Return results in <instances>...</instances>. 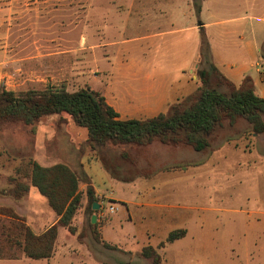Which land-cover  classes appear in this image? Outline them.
<instances>
[{
	"label": "rangeland",
	"instance_id": "374dc122",
	"mask_svg": "<svg viewBox=\"0 0 264 264\" xmlns=\"http://www.w3.org/2000/svg\"><path fill=\"white\" fill-rule=\"evenodd\" d=\"M202 8L200 15L194 0H0V89L20 92L51 87L74 92L89 88L106 99L111 93L113 102L114 92H138L127 71L146 64L151 35L187 29L192 23L214 24V17L224 21L245 17L247 34L256 28L258 42L264 43L260 21L264 0H203ZM9 27L11 41L6 47L3 34ZM223 27H213L211 35ZM200 33L208 40L204 29ZM200 62L199 54L197 68L188 74L198 87ZM220 90L228 92L227 87ZM197 92L176 104L190 105ZM120 109L135 119L151 117L131 114L126 106ZM210 142L204 152L158 141L141 147L94 149L87 130L76 126L67 114L45 117L30 126L0 123V207L12 208L19 216L27 214V220L23 218L34 227L50 223L55 216L35 189L22 200L2 194L24 162L64 163L86 174L95 167L103 175L110 173L111 179V184L100 179L96 184L103 209L92 214L84 197L73 221L76 234L61 228L51 260L33 261L19 252L18 260L2 259L0 264H151L141 253L149 245L157 249L162 264H264V134L255 135L245 120L233 127L225 122ZM149 179L170 184L162 210L171 221L161 227L154 215L160 209L129 205L128 214L114 203L119 195L138 201L137 189L128 192L132 185L123 182ZM87 186L81 185L82 193ZM110 203L118 207L115 213L108 212ZM8 219L0 216V227L13 222ZM178 229L187 235L160 249V242ZM103 242L116 249L106 248Z\"/></svg>",
	"mask_w": 264,
	"mask_h": 264
},
{
	"label": "trees",
	"instance_id": "16d2710c",
	"mask_svg": "<svg viewBox=\"0 0 264 264\" xmlns=\"http://www.w3.org/2000/svg\"><path fill=\"white\" fill-rule=\"evenodd\" d=\"M202 1L194 0L198 13ZM200 55L202 67L197 71L200 87L194 101L188 106L176 104L167 113L149 119L124 120L104 96L89 88L74 92L51 87L20 92L1 88L0 123L30 126L45 117L67 114L76 126L87 130L88 143L94 149L107 146L141 147L158 141L169 146L183 144L196 152H204L210 148V138L217 128L225 122L233 127L239 120L248 122L255 135L264 134V99L256 94L252 81L247 78L238 88L227 80L210 61V45L205 35ZM260 57L264 67V45ZM222 87H227L228 92L221 91ZM9 182L11 187L4 189L2 194L19 200L35 189L59 219L44 233L36 235L14 209L0 207V216L13 221L7 227H0V260H18L20 254L33 261L51 260L55 255L59 228L76 234L73 221L82 208L84 197L88 200L89 211L92 214L98 212L93 211V205L98 203L100 197L90 185L88 175L64 163L43 166L37 161L28 160L15 170V176H11ZM84 182L88 186L86 192L82 193L81 185ZM186 234L184 229L172 231L159 244V248H165ZM97 240L100 241L99 235ZM103 243L106 248L116 249L107 242ZM141 253L151 260V264H162V257L154 247L146 246Z\"/></svg>",
	"mask_w": 264,
	"mask_h": 264
},
{
	"label": "crops",
	"instance_id": "0c3cea01",
	"mask_svg": "<svg viewBox=\"0 0 264 264\" xmlns=\"http://www.w3.org/2000/svg\"><path fill=\"white\" fill-rule=\"evenodd\" d=\"M201 10H203V8ZM2 11L4 13L5 9L2 8ZM8 11L11 12V7L8 8ZM201 14L202 12L200 15ZM214 18V24L206 22L205 24L202 22H199L198 24L192 23L189 28L179 30L180 32L171 29L168 32L160 33V35H151L150 38L147 39L148 41H153L155 39L163 38V44L150 41V43H148L149 47L146 64L138 65L136 68L127 71L130 81L133 85L136 84L135 86H137L136 88H138V92L131 93L130 95L122 92H119V94L114 92L116 98L114 97L115 100H113V102L110 101V98L113 99L112 94L110 93L107 95V103L115 109L121 119H135L136 117H133L131 114H148L151 115L150 118H152L159 114L167 113L170 106L179 103L182 99L191 96L196 90H198V85L196 86V83H193L195 77H193V81H191L188 78V74H193V70L198 66L202 40L200 31L202 29L205 30L208 37L210 45V61L218 68L223 76L238 88L243 85L247 78H249L254 85L256 94L264 99V67L260 57L261 47L264 43L258 42L257 29L250 26V28H253L250 34H247L243 22L245 21V17L233 18L229 21H224L219 18L217 19L216 17ZM260 21L264 23V18L260 19ZM226 25L229 26L224 28L223 26ZM213 27L223 28L217 32L216 36H213L210 33ZM178 34H182V36L179 37V40H174L172 42L164 41L165 38L173 37ZM10 39L11 30L9 27L3 34L4 45L6 47H9ZM121 106H126L128 108V112L131 113L130 117L127 116V111L123 112L122 109H120ZM87 174L91 181H93L92 186L96 193H98L96 185L98 179H100L101 182L104 180L107 184H111V179L107 176L108 174L110 175V173L105 172L103 175L94 167L92 172H87ZM117 183H115L114 186H116ZM123 183L126 185H132V187H127L128 192L132 193L137 189L136 192L139 196L138 201L134 202L130 199H126L128 197H122L119 195L118 199L114 201L116 205L119 204L121 207L126 208L128 214L129 205H132L135 208H158L160 210L154 212V215L158 217L157 220H159V222H155L158 223L157 226L160 225L161 227L162 225H165L166 222L169 223L171 221L169 216L162 210L165 206V203L162 202L165 200L164 192L170 185L165 179H162V181L149 179L145 182H139L138 184H135V181ZM31 191L33 190L31 189ZM36 192L34 194L35 196L38 193ZM28 195L24 196L22 199ZM111 195L113 196V193H111ZM15 210H17V208H15ZM18 213L20 214V211H18ZM20 215L24 218L27 216L25 213ZM54 215L55 216L51 218L50 223H40V225L35 227L28 221H26V224L36 235H40L58 222L59 218L55 213ZM129 217L131 216L129 215ZM4 218L6 219V217ZM173 221L175 222L176 220ZM60 235L61 228L59 229L58 240ZM144 235L145 234L142 233V236Z\"/></svg>",
	"mask_w": 264,
	"mask_h": 264
},
{
	"label": "built area",
	"instance_id": "2783aa9c",
	"mask_svg": "<svg viewBox=\"0 0 264 264\" xmlns=\"http://www.w3.org/2000/svg\"><path fill=\"white\" fill-rule=\"evenodd\" d=\"M112 203H110L109 204L110 206H108V212L109 213H115L117 210L116 205H113ZM100 208L103 209L102 203H100Z\"/></svg>",
	"mask_w": 264,
	"mask_h": 264
},
{
	"label": "water",
	"instance_id": "95a60500",
	"mask_svg": "<svg viewBox=\"0 0 264 264\" xmlns=\"http://www.w3.org/2000/svg\"><path fill=\"white\" fill-rule=\"evenodd\" d=\"M100 209V205L98 203H94L93 210L98 211ZM96 222V216L92 217V223Z\"/></svg>",
	"mask_w": 264,
	"mask_h": 264
}]
</instances>
